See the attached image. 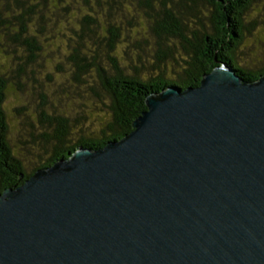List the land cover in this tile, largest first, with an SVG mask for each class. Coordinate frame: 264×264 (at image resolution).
I'll use <instances>...</instances> for the list:
<instances>
[{
  "label": "water",
  "instance_id": "water-1",
  "mask_svg": "<svg viewBox=\"0 0 264 264\" xmlns=\"http://www.w3.org/2000/svg\"><path fill=\"white\" fill-rule=\"evenodd\" d=\"M144 104L0 192V264H264V73L218 63Z\"/></svg>",
  "mask_w": 264,
  "mask_h": 264
},
{
  "label": "trees",
  "instance_id": "trees-1",
  "mask_svg": "<svg viewBox=\"0 0 264 264\" xmlns=\"http://www.w3.org/2000/svg\"><path fill=\"white\" fill-rule=\"evenodd\" d=\"M81 1L88 7V11H102L109 17L102 38L103 56L106 60L104 65L98 61V55L89 54L92 62H87V58L84 59L85 56L82 55L86 54L85 51H79L80 48H87L85 42L92 39L94 32L90 26L94 18L87 16L82 21L78 19V28L74 30L72 19L75 17L73 13H67V4L61 6L60 3H64V0H0V192L22 184L37 168L48 166L58 158H66L78 145L100 148L107 141L123 137L131 131L133 120L145 110V98L166 86L182 89L197 86L201 76L210 72L218 63H227L246 81L256 80L259 74L264 73V68L252 71L241 67L236 64L235 59L246 29L244 13L253 0ZM200 5L213 8L210 19L212 28L209 30L198 17ZM128 7L132 13L126 11ZM139 16L143 19L147 35L150 28L155 37L156 52L150 67L159 72L154 77H149V62L140 56H136V64L131 63L125 67L114 55L120 42L123 20L129 18L130 21L127 20L126 23L131 25L136 20L140 22ZM149 19L152 20L150 27ZM184 20H191L190 22L199 26L189 30V24ZM57 23L63 24L59 26L61 30L58 33L66 39L70 47L72 56L69 60L74 64L75 78L81 81L80 74L94 68L99 88L110 99L112 122L103 127L100 137H80L76 142L69 143L66 118L60 115L47 117L42 114V122L55 127L51 133L39 135L42 140L39 147L43 152L38 156L37 166L26 172L22 161L13 154L9 144V125L4 103L11 86L19 83L18 87L23 91L21 76L31 77L35 73L34 68L39 67L38 60L41 59L44 49L37 33L42 36L45 27L50 24L52 32ZM65 30L66 33H63ZM128 32L129 29H126V34ZM69 33L73 38L69 37ZM190 34L192 35L187 36ZM172 39L182 42L181 47L189 54V60L184 61V66L180 67L173 78L167 79L164 77L166 60L173 59L174 49L166 43ZM129 45L134 47L132 43ZM88 50L92 52L89 48ZM141 53L146 55L144 50ZM173 62L177 65V61ZM145 75L148 77L145 78ZM48 148L49 155L44 157Z\"/></svg>",
  "mask_w": 264,
  "mask_h": 264
},
{
  "label": "rangeland",
  "instance_id": "rangeland-1",
  "mask_svg": "<svg viewBox=\"0 0 264 264\" xmlns=\"http://www.w3.org/2000/svg\"><path fill=\"white\" fill-rule=\"evenodd\" d=\"M60 4L61 6L67 4V13H73L74 30L78 28V19L82 21L87 16L90 19L94 18L90 26L94 32L92 39L85 42L87 48H80L79 51H85L86 54L82 53V55L85 56L84 59L87 58V62H92L88 57L89 54L98 55V61L104 65L106 60L103 56L102 38L105 35V23L109 21V17L107 18L102 11H88V7L81 0H64V3ZM212 9L208 5L205 7L200 5L198 11V17L206 25L207 30L212 28L210 20ZM126 11L133 12L129 7ZM243 18L246 29L244 38L235 53L236 64L252 71L264 68V0H253ZM138 19L140 22L136 20V23L131 25L126 23L127 20L130 21L129 18L123 20L120 42L117 44L114 55L125 67L131 63L136 64V56H140L147 63L149 62V77H154L159 72L150 67L156 52L155 37L151 34L150 28L147 35L143 19L140 16ZM184 21L189 24V30L199 26L190 22L191 20ZM150 23L152 24V20L149 19V27ZM51 24L45 27L42 36L41 33H37L44 49L41 59L38 60L39 67L34 68L35 73L31 77L21 76L23 91H20L19 83L11 86L4 103L9 125V144L13 154L22 161L26 172L37 166L38 156L43 152L39 147L42 142L39 135L51 133L55 127L53 124L42 122V114L47 117L60 115L66 118L69 143L76 142L80 137H100L103 127L112 122L110 99L99 88L94 68L80 74L81 81L75 78V67L69 60L72 56L70 47L66 39L58 33V30H61L59 26L63 24L57 23L50 32ZM126 29H129L128 34ZM63 33H66V30ZM68 35L73 38L71 33ZM129 43L137 48L131 47ZM180 43L182 42L176 39L166 43L174 49L173 59L166 60L164 77L167 79L173 78L180 67L184 66V61L189 60V54H186ZM70 44L73 46L72 42ZM88 48L92 51L91 53ZM142 50L146 55L141 53ZM174 60L177 61V65L173 62ZM147 77L145 75V78ZM13 82L15 83L14 80ZM48 155L49 148L44 157Z\"/></svg>",
  "mask_w": 264,
  "mask_h": 264
},
{
  "label": "flooded vegetation",
  "instance_id": "flooded-vegetation-1",
  "mask_svg": "<svg viewBox=\"0 0 264 264\" xmlns=\"http://www.w3.org/2000/svg\"><path fill=\"white\" fill-rule=\"evenodd\" d=\"M209 51V50H208ZM214 52H216V51H214ZM204 58H205V56H203Z\"/></svg>",
  "mask_w": 264,
  "mask_h": 264
}]
</instances>
